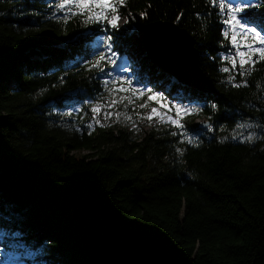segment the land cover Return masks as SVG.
<instances>
[{
	"label": "trees",
	"instance_id": "1",
	"mask_svg": "<svg viewBox=\"0 0 264 264\" xmlns=\"http://www.w3.org/2000/svg\"><path fill=\"white\" fill-rule=\"evenodd\" d=\"M56 3L0 0V253L22 264H264V63L247 87L222 83L220 57L232 49L218 8L207 0H127L121 19L129 12L132 19L106 33L113 51L128 59L135 82L172 104L202 106L183 121L198 146L180 143L163 124L140 136L89 134L82 113H61L78 99L108 98L105 73L86 69L99 55L100 26L49 19ZM154 22L191 36L215 94L151 67L138 32ZM238 123L254 127L237 130ZM249 133L254 141L241 143Z\"/></svg>",
	"mask_w": 264,
	"mask_h": 264
},
{
	"label": "snow or ice",
	"instance_id": "2",
	"mask_svg": "<svg viewBox=\"0 0 264 264\" xmlns=\"http://www.w3.org/2000/svg\"><path fill=\"white\" fill-rule=\"evenodd\" d=\"M207 3L214 9L218 8L217 15L221 17V23L225 29L222 35L229 42L232 49L220 57L222 66L219 71L227 74L226 81H222V83H227L234 88L247 87V77L255 70L258 63H264V13H246V10L264 7V0H207ZM126 5L127 0H57L54 5L55 11L48 17L49 19L55 18L63 23L79 17L85 27L94 24L100 26V31L95 33L99 55L94 60L87 62L86 69L97 73H106V78L102 80V84L104 91L108 94L109 102L103 104L100 102L93 103L91 100L86 101V103L92 105L90 107L92 120L96 126L104 127L105 124L98 119V116L102 113L105 120H114L116 123L121 122L122 116L124 121H132V116L127 114L128 106L134 105L135 100H141L147 95V99L139 105V108H147L149 102H153L157 106L151 107L147 115L137 112V119H144L149 123L155 120L157 124L167 125L173 129L170 133L172 136L180 137V143L198 146L183 121L185 117L203 111L202 106L172 104L167 97L160 92L153 91L152 88L134 87L133 80L127 76L116 75L113 71L106 72L105 66L112 69L117 66V52L113 51V35L106 33L109 29L116 31L120 28V9ZM57 12H61L63 15L57 16ZM140 15L144 17L146 13L142 12ZM199 16L200 14L197 13L198 18ZM180 18L181 16L178 15L177 21ZM131 19L132 14L129 12L127 17H124L123 22L127 24ZM101 33L105 34L101 35ZM101 46L106 51L101 50ZM120 71L127 72L128 69L121 65ZM233 73L240 77V82H236V75H233ZM135 83L140 85L142 82L138 78ZM117 94L122 95L117 97ZM125 101L126 103H124ZM121 104L124 108L123 112L105 110L116 109ZM210 107L215 111L217 105L212 104ZM79 111L81 109L73 105L72 111L63 112L61 115L62 117H72L73 112ZM133 111H135V107H133ZM73 127L76 132L82 131L81 128L75 127V125ZM86 127L91 130L94 124L89 122ZM203 127L209 132L213 131L211 124L205 123ZM252 127L254 125L249 123H238L236 125L237 130ZM133 128H136L135 124H133ZM89 134H91V131H89ZM241 135L242 133L234 134L231 138L236 140ZM255 138L254 133H249L243 136L240 142L251 143ZM224 139H227V137ZM220 142L223 143L224 140L222 139ZM176 151L182 154L180 148H177Z\"/></svg>",
	"mask_w": 264,
	"mask_h": 264
},
{
	"label": "water",
	"instance_id": "3",
	"mask_svg": "<svg viewBox=\"0 0 264 264\" xmlns=\"http://www.w3.org/2000/svg\"><path fill=\"white\" fill-rule=\"evenodd\" d=\"M138 38L155 70L199 93L215 94L214 87L199 67L194 43L185 30L173 23L154 22L143 26Z\"/></svg>",
	"mask_w": 264,
	"mask_h": 264
},
{
	"label": "rangeland",
	"instance_id": "4",
	"mask_svg": "<svg viewBox=\"0 0 264 264\" xmlns=\"http://www.w3.org/2000/svg\"><path fill=\"white\" fill-rule=\"evenodd\" d=\"M119 23H120V27H121L122 24H123V20L121 19L119 21ZM95 43L97 44V41H95ZM116 59H117V66L115 67V69L110 68L108 71H113L114 74H116V75L127 76L128 78L133 80L132 72L130 71V67L131 66H130V63H129L128 59H126L125 57H121V58H117L116 57ZM121 65L126 67L128 69V71L127 72H121L120 71V66ZM105 78H106V73H105V75L102 76V79H105ZM133 82H134V80H133ZM172 82L175 83L174 78H172ZM133 86L134 87H148L146 84L137 85L135 82H134ZM119 95H121V94H117V97ZM88 100L93 101V103L100 102V103H103V104H107L109 102L108 98H106V97H97L95 100L87 99L85 101H82V100L78 99L76 101L71 102V104L68 106V110L69 111H72L73 105L75 107L81 109V111L73 112V114L77 115L79 113H82L87 118V120L85 121V127H86V125L89 122H92L94 124L93 129L89 130L87 128L88 131L95 130L96 128H101V129H104V130H113L114 132H116L117 130H122V131L125 130L127 132H132L133 135H135V136H140L144 132L149 131L152 126L159 125V124L156 123L155 120L152 123H149L147 120L137 119V117H136V113L137 112H141L143 115H147L148 112L150 111V108L146 109V110L140 109L139 107L136 106L135 101H134V105H129L128 106V111H127V114L132 116V118H133L132 121H124L123 116H122L121 117V122L116 123V122H114V120H105L103 114L101 113L98 116V119L102 123H104L105 126L104 127L96 126L95 122L92 120V113L90 112V107L92 105L86 103V101H88ZM124 103H126V101ZM153 104H154L153 107L157 106L155 103H153ZM133 107H135V111H133ZM105 110L106 111H121V112H123L124 108H123V105L121 104L116 109H105ZM133 124L136 125L135 129L133 128ZM108 125H110V126H108ZM0 255L2 256L1 259H0V264H22L20 258H18V257H13V256H10L9 254H1V253H0ZM2 260H4L5 263H2Z\"/></svg>",
	"mask_w": 264,
	"mask_h": 264
}]
</instances>
